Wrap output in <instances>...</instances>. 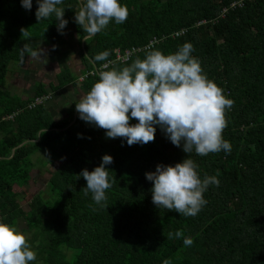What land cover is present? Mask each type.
I'll return each instance as SVG.
<instances>
[{
  "label": "trees",
  "instance_id": "trees-1",
  "mask_svg": "<svg viewBox=\"0 0 264 264\" xmlns=\"http://www.w3.org/2000/svg\"><path fill=\"white\" fill-rule=\"evenodd\" d=\"M80 2L58 5L68 21L61 34L55 14L37 21L35 0L31 10L20 0H0V222L25 235L36 253L31 264H264V0H119L128 9L127 20L113 19L93 36L74 21ZM22 27L29 38H21ZM70 37L78 44L77 72L59 70L48 58L42 72L31 73L42 82L34 97L19 99L4 90L7 66L31 60L25 53L21 62L24 43L56 57L75 50ZM185 43L193 46L202 73L234 102L225 111L222 133L230 153L187 154L159 126L154 142L129 146L81 120L77 100L65 98L60 113L57 105L56 112L49 106L60 89L75 86L80 77L83 90L90 91L107 62L105 70H120L144 59L149 46L167 55ZM126 50L127 60H117ZM104 51L107 60L94 62ZM44 81L51 82L49 91ZM105 154L113 157L106 165L112 183L108 208L96 204L91 193L85 196L86 181L79 176L99 166ZM185 158L194 160L201 179L219 180L203 193L207 203L194 217L157 208L145 177L158 164L174 166ZM49 166L44 190L29 199L23 192L35 184L32 173ZM178 230L183 237H175ZM185 237L193 240L191 246L184 245Z\"/></svg>",
  "mask_w": 264,
  "mask_h": 264
},
{
  "label": "clouds",
  "instance_id": "clouds-1",
  "mask_svg": "<svg viewBox=\"0 0 264 264\" xmlns=\"http://www.w3.org/2000/svg\"><path fill=\"white\" fill-rule=\"evenodd\" d=\"M20 2L24 9H32L33 0ZM35 2L37 21L55 14L57 30L63 34L68 21L64 18L65 9L58 7L62 0ZM127 17L128 9L119 0H81L74 21L93 36L104 30L111 20L120 24ZM20 32L21 38H29L26 28L22 27ZM149 47L145 58H137L130 66L120 70H104L108 65L102 66L98 71L99 79L75 103L79 118L105 130L106 138L125 139L129 146L154 142L156 126H159L171 143L182 147L187 154L194 151L206 156L222 150L230 153L231 144L222 133L227 127L225 111L230 110L234 102L202 73L199 61L191 55L193 46L185 43L167 55ZM25 53L29 54V59L42 56L27 43L20 50L21 62ZM108 56L109 52L104 51L92 59L106 61ZM131 119L137 123L130 124ZM111 163L113 157L105 154L99 166L92 171L85 168L79 174L86 181L85 196L91 193L96 204L107 208L106 190L112 183L106 165ZM145 177L152 182V203L157 208L163 207L186 217L196 216L207 203L203 193L209 185H219L215 176L205 175L201 179L191 158L174 166L158 164L155 171L146 172ZM172 236L169 233L168 238ZM175 237H183V232L176 231ZM183 242L191 246L193 240L185 237ZM35 260L36 253L25 235L16 227L0 222V264H30ZM163 264H171V261L165 260Z\"/></svg>",
  "mask_w": 264,
  "mask_h": 264
},
{
  "label": "rangeland",
  "instance_id": "rangeland-1",
  "mask_svg": "<svg viewBox=\"0 0 264 264\" xmlns=\"http://www.w3.org/2000/svg\"><path fill=\"white\" fill-rule=\"evenodd\" d=\"M69 39H72V44H73V46L75 47V50H68L67 52L66 51H64V52H62L60 55H57L56 57H53V56H51V55H48V56H46V57H44V56H41L40 57V60L38 61V63L36 62L33 66H31V69L33 70V71H37V73L40 71V72H42L43 70H42V65H44L47 61H50V60H47L48 58H50L51 59V65H53V66H55V65H57L58 67H62V66H65V67H69L73 72H75L77 69H79V68H81V67H79L78 66V64L75 62V60H74V55L76 54V53H78V44H77V40L74 38H69ZM71 44V45H72ZM77 44V45H76ZM70 45V47L69 48H72V46ZM76 45V46H75ZM44 52V51H43ZM26 64H28V63H26ZM10 65L11 66H14V65H16L14 62H11L10 63ZM19 67V66H18ZM26 66L24 65V66H22V67H20L19 69H21L22 71H24L22 68H25ZM37 68H39L38 70H36ZM27 74H30L29 72L27 73ZM27 74L25 73V77L27 76ZM43 74V73H42ZM78 78L80 77V74L79 73H77V75H76ZM35 77H37L38 79H41V76H39V75H37V74H35V75H33V78H34V80H36L35 79ZM75 77V76H74ZM42 78H44L45 80H47L48 78L49 79H52L53 77L51 76V75H45V74H43L42 75ZM81 78L82 77H80L79 79H78V82H77V86L75 85V88L77 89V90H81V91H83V89H82V87H81ZM40 84H42V82H36V86L38 87ZM18 86V85H17ZM8 90H10L12 93H14V94H19L20 92H23L24 91V89H25V87L23 86H20L19 85V87H13L12 85H8V88H7ZM32 90V89H31ZM23 94V93H22ZM25 98V96H23L22 97V99H24ZM77 99V98H76ZM51 171H52V168L49 166V167H47V169L46 170H44L42 173H32V177H33V179H32V181H35V184L33 183V185H32V183H30L29 184V186L28 187H26L25 189H24V194H26V196H28L29 197V199L30 198H32V196H34L36 193H39L40 191H42V190H44V188H45V184H46V180H48V178H49V174L51 173ZM31 181V182H32ZM33 194V195H32ZM24 209H27V207H24ZM22 227H25V225H22ZM31 264V263H30Z\"/></svg>",
  "mask_w": 264,
  "mask_h": 264
},
{
  "label": "crops",
  "instance_id": "crops-1",
  "mask_svg": "<svg viewBox=\"0 0 264 264\" xmlns=\"http://www.w3.org/2000/svg\"><path fill=\"white\" fill-rule=\"evenodd\" d=\"M76 55H77V53H76ZM32 60H33V62H32ZM39 60H40V58L39 59H31L30 62L25 65L26 67L22 68L24 71L19 69L20 67H18L16 65H14V66L8 65L6 73L4 74V77L2 78V85H3L4 90L7 93H10L11 96H17L19 99H21L23 96L34 97L35 94L37 93V86H36L37 81L34 80L33 75L31 73L37 72V71H33L31 69V66H33L36 62L38 63ZM64 67L65 66L60 67L59 70L63 69ZM36 70H38V68ZM77 71H78V69L75 72H77ZM28 72L30 74H27ZM25 73L27 74L26 77H25ZM43 84H45V87H47V90L49 91V86L51 85V82L50 81L49 82L44 81ZM53 84L57 85L56 82H53ZM8 85H12L13 87H19V85H20L22 87L24 86L25 89L23 92H20L17 95V94H14L10 90L7 89ZM85 93H86L85 90H83V91L77 90L75 88V86H71V85L66 86L57 92L53 102L49 106H51L52 110L55 111L53 109V106L57 105L58 112L60 113V110L62 109L60 104H61V102H63V100H65V98L69 99V101L75 102L76 100L78 101V97H80L81 95H83Z\"/></svg>",
  "mask_w": 264,
  "mask_h": 264
},
{
  "label": "built area",
  "instance_id": "built-area-1",
  "mask_svg": "<svg viewBox=\"0 0 264 264\" xmlns=\"http://www.w3.org/2000/svg\"><path fill=\"white\" fill-rule=\"evenodd\" d=\"M129 54H130V51H129V50H126V51H125V55H124V56H121V55L118 54V55H117V60H122V59H123L122 61H125V60H127V58L129 57ZM105 64H107L108 66L110 65V63H108V62L105 63ZM105 64H103V65H105ZM103 65L100 66V70H101V68H102ZM104 70H105V69H104ZM41 102H42V100H37V101H36V105L41 104Z\"/></svg>",
  "mask_w": 264,
  "mask_h": 264
},
{
  "label": "water",
  "instance_id": "water-1",
  "mask_svg": "<svg viewBox=\"0 0 264 264\" xmlns=\"http://www.w3.org/2000/svg\"><path fill=\"white\" fill-rule=\"evenodd\" d=\"M84 39H85V38H84ZM84 39L82 40V44H83Z\"/></svg>",
  "mask_w": 264,
  "mask_h": 264
}]
</instances>
